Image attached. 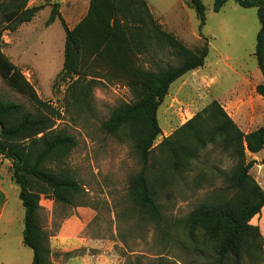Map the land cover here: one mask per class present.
I'll use <instances>...</instances> for the list:
<instances>
[{"label": "rangeland", "instance_id": "rangeland-1", "mask_svg": "<svg viewBox=\"0 0 264 264\" xmlns=\"http://www.w3.org/2000/svg\"><path fill=\"white\" fill-rule=\"evenodd\" d=\"M45 1L30 0V7H43L31 22L19 25L15 31L1 23L0 14V54L43 101L61 108L67 85L54 88V82L63 67L65 33L59 20L46 26L51 8H46ZM85 1L78 0L81 8ZM145 1L162 29L195 52L206 44L209 51L202 68L171 85L158 110L162 135L155 147L214 100L243 132L262 126L264 104L256 92V87L264 82L255 56L261 27L257 9L242 8L230 0L216 13L214 0H202L206 23L200 28L190 0ZM141 60L145 68L155 72L178 64L170 49L159 50L156 46ZM0 94L4 100L21 103L35 112L30 98L18 91L13 78L1 69ZM133 99L125 83L101 80L93 91L89 112L67 109L62 120L57 121V128L66 130L77 141L61 167L79 181L83 192L72 204L55 202L51 192H40L39 222L47 235L51 262L65 263L71 256L80 258L86 251V246L63 253L57 250L55 237L63 230L61 236L67 239L78 236L87 241L90 253L106 252L110 264H218L211 254V244L199 231L195 239L191 238L187 218L224 186L223 174L232 170L235 161L218 145L211 144L183 173L176 175L167 169L166 189L160 196L164 221L162 229H157L142 218L129 195V182L141 169L132 143L121 142L101 129L116 106ZM154 157L156 167L164 170L165 156L156 152ZM247 159L254 160L249 152ZM256 159L258 164L250 175L264 190V150ZM12 175L10 161L0 157V264H32L33 252L24 245L22 236L25 210ZM39 187L37 191H42ZM246 229L264 248V208Z\"/></svg>", "mask_w": 264, "mask_h": 264}, {"label": "trees", "instance_id": "trees-1", "mask_svg": "<svg viewBox=\"0 0 264 264\" xmlns=\"http://www.w3.org/2000/svg\"><path fill=\"white\" fill-rule=\"evenodd\" d=\"M228 1L214 0V12ZM232 1L242 8L257 9L261 27L255 56L264 78V0ZM29 2L0 0L1 23L15 31L19 25L31 22L43 6L30 7ZM190 5L202 28L206 23L205 5L202 0H190ZM59 8V4L53 5L46 26L59 20L65 33L63 67L54 82V88L67 85L63 107L43 101L0 54V69L13 78L15 88L26 94L35 107L32 112L21 103L4 100L0 94V157L10 161L13 180L20 188L19 199L25 210L23 243L33 251L32 264H53L47 235L39 222L40 192H51L52 199L63 204H72L83 192L79 181L61 167L77 141L66 130L58 129L57 121L62 120L67 109L89 112L93 91L101 80L123 82L134 96L132 102L116 106L101 129L133 145L141 169L131 178L128 190L142 218L162 229L160 196L168 181L166 170L176 175L183 173L202 150L216 144L233 158L235 166L223 174L224 186L188 215L191 238L195 239L199 231L211 244V254L218 264H264V248L246 229L264 208V190L250 175L258 161L247 159L248 152L264 150V123L245 133L214 100L155 147L162 135L159 107L175 81L205 65L207 44L198 52L188 48L162 29L145 0H90L87 15L72 29ZM154 46L170 49L178 64L157 72L145 68L141 57ZM256 92L264 98V82ZM156 152L165 156L164 170L153 162ZM39 186L42 191H37Z\"/></svg>", "mask_w": 264, "mask_h": 264}, {"label": "crops", "instance_id": "crops-1", "mask_svg": "<svg viewBox=\"0 0 264 264\" xmlns=\"http://www.w3.org/2000/svg\"><path fill=\"white\" fill-rule=\"evenodd\" d=\"M45 3L47 4L46 8H51V11L53 5L59 4L60 13L62 17L66 21L68 27L72 29L87 15L90 0H86L85 5L82 8L80 7L78 0H46ZM258 98H260L259 100H261V102L264 104V98H262L260 95H258ZM243 104H248V103L243 102ZM257 154H251L254 160H257L256 159ZM1 211H3V208H1ZM62 233L63 230L60 232L59 236L55 237V239L57 240L56 241L57 250L63 253V252L75 250L79 248V246H86L85 247L86 251L83 253V255L80 258L76 256H71L69 258V261L65 263L54 261V264H110L109 263L110 258L106 256V252L102 251L98 253H90V248L87 247L88 245L87 241H84V239L79 238L78 236H76L75 239L72 238L67 239L61 236Z\"/></svg>", "mask_w": 264, "mask_h": 264}]
</instances>
